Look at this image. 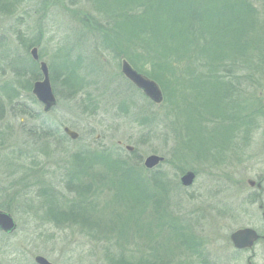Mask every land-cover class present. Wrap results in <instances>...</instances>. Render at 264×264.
I'll use <instances>...</instances> for the list:
<instances>
[{
  "label": "rangeland",
  "instance_id": "obj_1",
  "mask_svg": "<svg viewBox=\"0 0 264 264\" xmlns=\"http://www.w3.org/2000/svg\"><path fill=\"white\" fill-rule=\"evenodd\" d=\"M30 1L38 7L0 15V101L10 103V110L4 104L0 107V205L9 208L20 228L26 217L47 218L43 200L49 191L65 205L74 198L84 199L73 191L79 179L72 157L78 150L101 147L126 156L132 152L124 145H131L140 166L150 154L163 157L150 172L143 166V172L145 177L158 173L166 187V196L159 195L167 206L156 210L168 217L154 230L161 238L152 240L153 246L171 248L166 262L247 264V253L234 257L223 251H232L229 235L238 228L251 227L264 234V180L261 189L248 183L264 178V0ZM157 7L159 19L168 8L173 10L174 21L196 25L199 33L202 51L193 49L196 52L177 63L170 60L174 69L163 56L164 67L142 57L135 35L125 38L121 49L115 44V30L117 36H125L115 26L124 24L131 11L147 14L153 28H161L153 17ZM120 11L127 13L115 17ZM33 47L49 66L57 98V105L43 113L41 122L60 131L70 127L79 134L76 140L25 135L20 102L26 96L24 87L34 79L30 74ZM209 52L215 53L211 59L205 57ZM128 54H134L133 64L142 70L139 72L157 76L159 81L147 75L161 88V102H152L122 75L123 59L136 69ZM63 65L75 76L67 83L59 74ZM168 70L174 73L172 77L165 74ZM176 74L182 77V87L175 82ZM190 76L209 80L220 76L227 83L225 98L214 99V104L207 97L202 99L196 87L190 88ZM225 120L235 125L230 136L223 126ZM34 132L38 133L35 128L28 131ZM213 145L217 149L212 153ZM102 167L94 166L99 171ZM185 171L194 172L195 178L184 187L179 181ZM105 175L110 174L106 171ZM111 180L117 186L120 183L117 178ZM120 188L115 189L117 194ZM110 194L106 183L99 185L95 177L88 196L98 204L97 211H106ZM124 206L131 204L124 202ZM147 207L142 218L155 217L153 207ZM123 213L133 220L140 218L139 212L129 216L130 208ZM99 216L87 218L105 221V214ZM111 221L114 229L108 230L110 221H106L103 231L92 225H55L59 232L55 234L58 240L50 244L57 250L52 257L59 264H113L111 255L117 257L121 252L149 254L147 242L139 237L147 230L139 232L133 221L129 225ZM33 224L32 219L27 221L29 228ZM43 229L55 230L50 226ZM256 253L254 263L264 264V244H258Z\"/></svg>",
  "mask_w": 264,
  "mask_h": 264
},
{
  "label": "trees",
  "instance_id": "obj_2",
  "mask_svg": "<svg viewBox=\"0 0 264 264\" xmlns=\"http://www.w3.org/2000/svg\"><path fill=\"white\" fill-rule=\"evenodd\" d=\"M159 11L160 10L157 7L155 16L153 14V17H155L159 24H162L161 28L160 26H157V28L154 29V23H151V19L147 14H140L136 13L135 11H131L130 14H128V19H125L124 24L116 22L117 24L115 26V29L120 28V32L125 33V36L119 37L117 36L115 30V36L117 38L115 41L116 46L121 49V45L126 44L125 38L132 39L134 36L131 35H135L139 39L138 41H140L141 43V45L139 46L142 47V54L140 53L141 55H143L142 57H148V60L150 62L154 61L155 63L160 64L162 67H164L165 64L162 56L167 59L166 64L168 61L171 64L170 60L177 63L183 58L188 57L189 53L194 50H196L198 53L202 51V47L198 48L200 41L199 37L197 36L199 35V33L197 32L196 25L189 24L187 26L178 24L177 20L174 21V16L172 13L173 10H169L168 8L165 12L164 18L159 19ZM123 13L127 12H117L115 17H117L118 15H120V18L125 16L126 14ZM161 31L163 33H159ZM137 46L134 47L136 48ZM145 51H147V53ZM159 54H161V56ZM214 54L215 53L213 52H209L205 57L210 58ZM127 56H131L130 59H128L131 61L130 63L133 64V62L135 61L134 54H128ZM64 66L65 65L60 68L59 74L64 75V82L67 83L68 81H70V78L75 76L69 75V71H67ZM134 67H136V69L138 68V71H142L138 66L134 65ZM171 68L174 69L172 64ZM164 72L166 75H171V77L172 74H174L171 73V70ZM146 74L151 78L159 81L156 75H153L147 71ZM174 77L177 80L174 81L180 84L182 87L184 82H182L181 75L176 74ZM220 79H222L220 78V76L213 80H209L201 76H190L188 77L187 81H189L190 88L193 89L194 87H196V92L199 97H201L202 99H205L207 97L212 103L214 99L222 100V98H225L226 91H224L223 88L227 86V83L222 80L220 81ZM210 87L212 88L208 90V88ZM187 88L190 89L188 84ZM173 89L174 86L172 88V91ZM210 92L212 93L210 94ZM43 125L44 127L42 129V132L45 137H49L51 135L54 136L55 134L59 133L57 129L51 130L49 129L50 126L48 127L46 124ZM223 126L224 128H227L225 129V132L230 136V133H232L235 127V125H233V122L225 120ZM59 136L60 137L58 138V140H64V136H62L61 134H59ZM77 152L79 153L74 154L72 158L76 159L75 167H77L76 170L78 171L74 172L75 175H77L76 178L79 180H76L77 183L75 182L76 185L73 187V191L76 194L83 196L84 199L79 198L75 200L74 198L72 200H69V204L65 205L58 198V196L53 194L52 191H49L47 193V196H45V199L43 200V207H46V210L44 211L46 217L54 220L56 224H67L69 226L80 224L87 226L92 225L98 226L99 230L101 231L106 230V227L103 226V222L110 221L108 223L110 224L112 222L111 219L120 222L124 221L128 225L130 221H133V224L135 226H138L137 229L139 230V232H141L142 229H144L145 231L147 230L145 233H139V237L141 239H145L144 241L147 242L146 246L149 254L143 256H135L134 254H132V256H129L125 252H121L117 257L111 255L113 264H170V261L169 263L166 262V257L167 255H169L168 251L171 250V248L163 249L162 246H153L152 244V240L154 239V237L160 236L161 238L162 235L154 232V230H159L160 227L164 225V223L162 224L164 217H168V214L164 213L163 211L160 212L156 210V208L161 206L163 207V205L164 207L167 206V202H165L164 198L159 195L160 193H162L164 196H166V187L165 184L162 185V178L158 175V173L149 174L150 176L145 177V173L143 172V170H145L146 168L144 167V169L142 165L140 166L141 161L134 154L136 151H133L132 153H126V156L123 155V152L115 153L113 151H109L108 148L104 149L101 147L85 148L81 149V151L78 150ZM99 164H103L102 170L100 171L99 169H97ZM94 166H97V168H94ZM106 171L110 175H105ZM147 171L150 172L149 169ZM82 174L84 175L83 178ZM95 177H97V182L99 183V185H104L106 183L107 191L109 190L111 192L110 197L112 196V198L110 199L108 205L106 203L105 212H102V210L97 211L98 204L94 201L91 202L89 200L88 193L90 190V186L95 181ZM113 178H117L120 181L118 186L116 185L117 182L111 180ZM73 180L75 181L74 178ZM108 185H110L112 189H108ZM121 185H123L122 188H120ZM116 188L121 189L119 194L116 193ZM126 199H128V201ZM124 202L130 203L131 206H128L125 209L126 206L123 207ZM147 206L153 207L155 217L142 218L144 217L143 213L145 212V209H148ZM128 208H130L129 216H133L134 214H136V212H139L138 214L140 218L133 220L132 218L127 217V214L123 213V211L127 210ZM140 212H142V214H140ZM100 214H105V216H103L105 217V221L101 220L100 222H98L94 220L95 222H92L93 217H100ZM87 217H90L92 220L88 219ZM119 217H126L127 220H122ZM107 229L109 230L114 228L110 224L107 226ZM122 231H119L121 233H117V235L120 236V234H122ZM133 231L136 232V230ZM177 248L180 247L178 246Z\"/></svg>",
  "mask_w": 264,
  "mask_h": 264
},
{
  "label": "flooded vegetation",
  "instance_id": "obj_3",
  "mask_svg": "<svg viewBox=\"0 0 264 264\" xmlns=\"http://www.w3.org/2000/svg\"><path fill=\"white\" fill-rule=\"evenodd\" d=\"M19 6H21V10L18 11ZM29 7H33L34 9H36L38 5H33V1L28 2V0H0V15L1 13H7V12L10 13L11 11L24 12L28 10ZM31 59L33 62L34 70L31 71L30 74L33 75L32 78L34 79L32 83H30V85H26L24 87V90H26V96L20 102V106H21L20 121L22 122L21 124L24 126V131L27 132L25 133L27 137H32V138L36 137L37 139H40L43 137V132H42L43 123L41 122V117L43 113L48 114L49 112H51V110L54 109V107L57 105V98L55 96L56 98L55 106L51 107L48 111H44L43 103L39 101V99L32 91L34 83L36 81H40L43 78L42 72L40 70V63L42 60L39 56L38 59H34L31 56ZM47 67H48L49 79L51 84V71L49 70L48 64ZM1 104L3 105L4 102L0 101V107ZM4 105L8 106V109L10 110V103L8 101H6ZM4 119H7V117H5ZM64 127L65 126L62 127L61 131L55 128L58 130L59 133L55 134L54 136L51 135L49 137L52 139H56L57 141H60L58 140V138L60 137L59 134L64 136V139L68 138L70 140H76L77 138H79V134L76 139H72L71 137H69L63 131ZM33 128L36 129V131L38 132L37 134L35 132H34L35 134L28 133V131H32ZM49 129L52 130L54 129V127H50ZM5 136L7 135H3V137ZM97 137L98 136H96V138ZM118 144L121 146L122 144L121 141H118ZM215 147L214 145L211 147L210 150L212 153L215 151V149H217V147L216 148ZM133 150H135V148ZM263 180L264 178H260V180L258 181L260 184H262V186H263ZM3 184L5 185L4 190H6L7 185L6 183ZM0 188H1V183H0ZM0 210L11 214L7 206L5 208L4 206L0 205ZM10 218L12 219L13 222L11 228H7L6 223L0 222V264H44L39 260V258H44L50 264H59L57 260L54 257H52V255L55 254L57 250L50 246L52 241L58 240L55 234L58 233L59 230H57L58 227L55 226L57 224L54 222V220L50 219L49 217L47 218L26 217V219H24L25 224L23 225V228H20V224L17 218L13 216ZM29 219H32V221L35 222V224H33L30 228L27 225V221H29ZM46 226L54 227L55 230L43 229ZM255 230L258 234V237L254 240L252 246L246 248H237L233 245L230 239V235L232 233L231 232L229 235V242L232 245L231 248L232 251L230 252L223 251V254L228 253L236 257L241 253H247L246 256L247 264H256L253 261L257 257L256 248L259 243L262 245L264 244V234L259 232L257 229ZM45 251H47V254H45ZM215 258L216 257H214L213 259ZM209 264H216V261H213L212 263L209 262Z\"/></svg>",
  "mask_w": 264,
  "mask_h": 264
},
{
  "label": "water",
  "instance_id": "obj_4",
  "mask_svg": "<svg viewBox=\"0 0 264 264\" xmlns=\"http://www.w3.org/2000/svg\"><path fill=\"white\" fill-rule=\"evenodd\" d=\"M31 56L34 59H38L37 48L33 47L30 51ZM40 70L43 75V79L36 81L33 86V93L44 105V111H48L51 107L56 104V98L52 92L49 73L47 64L44 61L40 63ZM121 72L122 74L139 88L145 96H147L154 103H159L163 99L162 91L156 81L149 78L148 76L142 74L141 72L134 69L127 60H122L121 62ZM63 131L72 139L78 137V133L69 127L65 126ZM127 151H132L134 149L131 145L124 146ZM163 160V157L157 154H150L144 159V166L148 169L155 167L159 162ZM195 174L192 171H187L183 173L180 177V182L183 186H190L193 183ZM250 185H254L253 180H248ZM257 187L261 188V184L258 182ZM5 217V218H4ZM12 217L11 214L3 212L0 210V222L6 223L7 228L12 226ZM258 237V234L255 229L250 227H243L235 230L231 233L230 238L233 245L237 248H246L253 245L254 240ZM44 264H50L44 258H39Z\"/></svg>",
  "mask_w": 264,
  "mask_h": 264
}]
</instances>
